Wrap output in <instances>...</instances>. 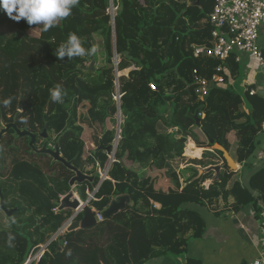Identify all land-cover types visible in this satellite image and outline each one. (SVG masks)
<instances>
[{"label": "trees", "instance_id": "1", "mask_svg": "<svg viewBox=\"0 0 264 264\" xmlns=\"http://www.w3.org/2000/svg\"><path fill=\"white\" fill-rule=\"evenodd\" d=\"M196 2L79 0L71 15L47 32L25 20L16 22L0 10V124L15 121L19 129L35 134L47 129L48 141L57 138L67 161L96 176L94 183L80 186L86 199V186L99 184L98 170L109 161L107 148L115 138L112 128L118 125L120 108L124 120L117 162L110 173L116 182L114 189L111 182H103L97 193L99 201L93 205L103 211L114 196L121 195H129L134 203L93 229L68 232L51 241L71 216L69 210H54L60 196L69 192L74 173L48 155L30 153L28 145L9 148L11 168L24 162L28 167L13 177L11 168L1 165L0 172H6L0 173V264H27L45 244L44 256L32 264H145L155 257L181 253L189 239L201 235L199 225L197 233L184 238L181 222L192 214L180 210L186 203L232 199L235 209L251 204L258 218L264 215L260 205V200L264 201V170L251 180L259 199L242 184L244 171L254 167L249 160L259 146L264 125V97L247 91L244 98L234 90L216 87L205 102L200 101L194 72L210 79L219 62L194 55L195 46L211 42L208 18L215 0ZM69 33H75L86 50H94L95 72L80 69L91 62L90 55L71 60L56 57V49ZM115 54L118 65L109 68L115 63ZM227 71L224 84L239 78L240 65L232 59ZM57 85L66 92L63 103L51 99L50 90ZM118 88L120 105L114 100ZM5 100H10L7 106ZM197 112L203 114L200 127L194 119ZM175 130L191 132L196 147L204 150L202 157L182 170L173 163V153L182 156L185 148L170 139V131ZM217 145L241 167L238 172L228 169L222 152L208 150ZM197 148L189 143L187 151L195 153ZM216 158L224 161V170L205 190L204 183L216 173L200 175L199 167L214 165ZM149 176L153 184L136 185ZM235 176L239 179L230 186ZM182 183L186 187L181 195H167L176 200L170 210L152 218L146 211L149 199L161 200L154 194L155 187L179 190ZM140 204L144 211L138 208ZM10 235L14 237L11 245Z\"/></svg>", "mask_w": 264, "mask_h": 264}, {"label": "crops", "instance_id": "2", "mask_svg": "<svg viewBox=\"0 0 264 264\" xmlns=\"http://www.w3.org/2000/svg\"><path fill=\"white\" fill-rule=\"evenodd\" d=\"M239 65L240 71L243 70L244 85L245 82H248L250 85H256V94L264 97V85H258L257 78L254 76V74L258 73H261L259 75L263 74L264 76V68L259 67L255 59L248 54L243 55L242 63ZM239 75L241 76L242 73L239 72ZM226 85H228L227 87L231 86L229 82L223 86ZM227 87L223 88L228 90ZM229 139L231 141L233 140L232 134L229 136ZM258 141L259 146H257L255 153L249 160L254 167L264 164V125L262 127V131L260 132ZM194 146L197 148L196 145ZM215 149L216 147L208 150L215 152ZM197 150L198 151L195 153L187 151L188 154L185 156L187 159L186 161H188L191 156L200 155V157H202L204 150L200 148H197ZM173 155L175 159L180 157L176 155V152L173 153ZM107 163L109 165V161ZM212 163H214V165L210 164L207 168L199 167V169L205 171L210 167L222 166V169L224 170L223 160L216 158L212 161ZM190 165L192 164H189V162L186 165L182 164L181 169H185ZM112 168L113 165H110V169L108 171L109 179L107 181L111 182L112 189H114L116 180L110 176ZM246 174L247 172H245L243 176H246ZM151 179L152 177L149 176L144 180H138L137 184H135L146 187V184L148 186L153 184V179L152 181ZM238 179L239 178L235 176L230 186H232ZM212 183L213 180L205 182L206 186L209 188ZM100 186H102V183H99L96 186L87 185L86 189L91 192V190L98 189ZM185 187L186 185L184 183H182L181 189L179 190L173 188L161 189V187H155L154 194L158 195L161 200L149 199L150 205L149 207H146V211L152 213V218H156L164 211H169L170 204L174 205L172 202H175L176 200L174 197L171 198V196L167 195L172 192L179 193V195H181L180 193ZM187 194L194 196L192 193ZM115 197L117 196H114L113 199ZM94 208L98 210L95 206ZM138 208L144 211L142 204H140ZM184 209L190 210L192 213H188V219L181 222L184 228V238L187 239L195 232L197 233L199 225L202 229V232L199 233L201 235L198 238L189 239L185 250L181 253L155 257L147 261L145 264H248L264 252V215L261 218H258L255 208L251 204H247L243 208L237 210L233 207L232 199L229 200V202H224L220 199L213 201L203 200L201 204L186 203L180 208V210ZM63 247L64 244H60L59 250H62Z\"/></svg>", "mask_w": 264, "mask_h": 264}, {"label": "built area", "instance_id": "3", "mask_svg": "<svg viewBox=\"0 0 264 264\" xmlns=\"http://www.w3.org/2000/svg\"><path fill=\"white\" fill-rule=\"evenodd\" d=\"M209 25L212 28L211 42L210 44L197 45L194 49V55L198 58H208L216 62H219L215 73L208 79L201 77L197 72H194L195 80L197 84L196 93L200 101L205 102L210 95L212 89L216 87H222L225 83L223 73L227 72L229 62L234 59L238 64L242 63L243 55H251L258 63L259 67L264 68V47L261 43L264 42V0H215V5L208 18ZM116 67L118 65L115 62ZM150 87L153 91H156V86L151 84ZM252 95L254 92H250ZM114 100L120 105L121 95L119 88ZM203 117V114H199ZM173 131H170V134ZM118 134H121L118 132ZM56 139L54 141L46 142V148L55 150ZM121 139V135L118 137L115 145L112 147L110 153H108L109 163L113 165L117 162L116 151ZM187 146L184 148L182 156H186ZM94 147V146H92ZM191 156V155H190ZM110 166L103 169L99 168L98 175L100 178L99 183H103L109 179L108 171ZM81 185H75L70 187L68 193L60 196L59 206L54 210L58 213L60 211V203L67 194H72L73 200H78L81 206L85 201H88V205L92 208L93 212L97 215L98 222L103 223L105 219L101 215V211L94 208V203L98 202L96 197L99 189L91 190L89 192L85 190L86 199H83L80 191ZM203 187L208 190L209 187L204 183ZM81 208L72 211L71 216L63 223L61 229L53 236L51 241H55L60 237H64L68 233L69 227L73 221L82 214ZM77 212V213H76ZM79 212V213H78ZM48 244L42 245L40 250L30 257L27 264H32L39 261L45 254ZM66 243H64V246ZM248 264H264V252L261 253L256 259Z\"/></svg>", "mask_w": 264, "mask_h": 264}, {"label": "water", "instance_id": "4", "mask_svg": "<svg viewBox=\"0 0 264 264\" xmlns=\"http://www.w3.org/2000/svg\"><path fill=\"white\" fill-rule=\"evenodd\" d=\"M200 2H201V0H197L196 5H200ZM112 7H113V4H112ZM112 17H113V24H114V12H112ZM90 57H91V62L89 64V66L80 67L81 70H83L85 72H95L96 71V60H95L93 54L90 55ZM115 62H117V55L116 54H115ZM113 67H116L115 63L109 65V68H113ZM245 85L247 86L248 92H254L255 94L257 93V86L256 85H250L248 82H245ZM19 106L21 108V104ZM120 117H121V110L119 108L118 132L121 133ZM194 119L196 121L197 126L200 127L201 123H200V118H199V112L196 113V115L194 116ZM2 125H3L2 129H0V140L2 139L4 134L8 133L11 129H13L18 137H29L30 138L31 141H30L29 146H30V148L33 149V151L35 153L48 155L49 157L52 158V160L54 162L62 164L68 170L72 171L74 173V176L72 177V179L69 182L70 187H74L75 185H78V184L81 185V184H84L86 182H89V183L95 182V178H96L95 175L90 176V175L83 173L81 170H79L77 167H75L72 162L67 161L63 157V155L61 154V149H60V146L58 143L56 144L55 150H52V149H49L46 147H44L41 150H38L34 146L36 139H37L36 135L30 133L27 130L19 129V127L16 123L15 124H2ZM46 133H47V130L45 129L42 137L47 136V140H48V134L46 135ZM119 136H120V134H118V137ZM170 139L176 144L186 145L189 140L193 141L196 144V138L194 137V135L191 132H182L181 130L173 131V133L170 134ZM211 143L213 144L214 142L211 141ZM216 149L223 153L224 160L226 161L227 167L231 172H238L240 170V166L235 163V161L232 159L229 152L225 148L217 145ZM111 150H112V147L107 148L108 153H110ZM222 170H223L222 166H216V167H210V168L206 169L205 171H203L202 169H199V172H200V175H202L205 172H207V173L211 172V171L215 172L216 177L213 179V181H215V179L219 178ZM262 170H264V164L253 167L251 169V171L248 172L246 174V176H244L243 181H242L243 187L246 190H248V192L256 199H259L260 194L258 192H256L251 187V180L257 173H259ZM72 197H73L72 194H67L65 196V198L60 203V211L69 210V211L74 212V211L81 208L80 213H82L81 214L82 217L77 218L75 216L76 219L73 221L72 225L69 227L68 232L71 233V232H74V231H77L80 229L90 230V229H93L94 227H96L99 224L98 218H97V215L93 212L92 208L88 205V201H85L83 203V205L81 206L80 201H78V200L71 201ZM133 205H134V203L132 202L131 197L129 195L117 196L114 199H112V201L110 202L109 206L106 209L101 211V215L105 220H108L111 217L116 216L120 212L125 211L128 206H133ZM260 205L262 208H264V201L263 200H260ZM1 207L3 208V201L1 202ZM7 214H8V216H11L12 211L8 212Z\"/></svg>", "mask_w": 264, "mask_h": 264}, {"label": "clouds", "instance_id": "5", "mask_svg": "<svg viewBox=\"0 0 264 264\" xmlns=\"http://www.w3.org/2000/svg\"><path fill=\"white\" fill-rule=\"evenodd\" d=\"M79 4V0H0V10L6 12L7 16L19 22L25 20L28 25H39L44 32L56 27L62 20L69 17L72 9ZM83 47L82 40L75 34L69 33L68 39L63 42L55 51L59 60L67 57L71 60L74 57L92 55ZM66 92L60 85L50 90L52 101L63 103ZM10 100H5L7 106ZM14 239L9 236V244Z\"/></svg>", "mask_w": 264, "mask_h": 264}, {"label": "rangeland", "instance_id": "6", "mask_svg": "<svg viewBox=\"0 0 264 264\" xmlns=\"http://www.w3.org/2000/svg\"><path fill=\"white\" fill-rule=\"evenodd\" d=\"M112 11L115 12V10H113V9H112ZM261 46L264 47V42L261 43ZM90 47H91V45H90ZM89 64L87 66H89ZM96 68H97V62H96ZM240 72L242 73V75L241 76L239 75V78L237 80L232 79V78L230 79V81H229V83L231 85L230 87H227L228 85L223 86V87H225V88L227 87L228 90H234L235 92H237V94L241 95L242 97H245L246 96V93H247V88H246V86L244 85V82H243V79H244L243 70H241ZM259 74H261V73L254 74V76L257 78L258 85L262 86V85H264V76H263V74L262 75H259ZM231 92H233V91H231ZM81 112H82V110H81ZM123 120H124V118L121 115L120 121L123 122ZM81 121H82V119H81ZM84 125H87L88 126L89 125V122H86ZM112 129L115 130V138H114L113 142L111 143V146L113 147L115 145V143H116V140H117L118 125H116L115 128H112ZM196 130H199V129H196ZM88 135L91 137L92 134L90 133ZM198 136H199V138L201 137V139L204 137L203 134H201V133L198 134ZM90 137H89V141H88L89 143H91V138ZM189 143H193L194 144V142H192L191 140H189L187 144H189ZM56 144L57 143L55 142V145ZM92 145H93V143H92ZM1 147H2V150L0 149V169H1V165H4V167H6L7 170H8V169L11 168L10 165H11V157H12V155L8 153V148H9L8 145H1ZM23 155H20V156H23ZM197 157H200V156H196V158ZM196 158L193 157V156H191V158L188 161H186L187 159H186L185 156H180V157L176 158L178 160L174 159L173 163H174V166L176 168H178L179 170H182L183 169V168L181 169V165L182 164L186 165L188 162H190V161H192L193 159H196ZM1 161H2V164H1ZM25 163H27V162L21 163L19 165L16 164L15 166H12V168L10 169L11 170L10 173L13 175V177H16V175H20V173H25L26 172L25 171L26 170L25 167L27 166V164H25ZM107 165H108V163L106 164V166ZM106 166L104 167L103 171L106 169ZM109 166H110V163L107 166V168ZM39 171H42V170H39ZM44 171H47V170H44ZM3 172H6V171H1L0 173H3ZM7 172H9V171H7ZM245 172L248 173L249 171H244V173ZM33 174H34V176L37 179H39L38 170H35L33 172ZM0 207H1V203H0Z\"/></svg>", "mask_w": 264, "mask_h": 264}, {"label": "flooded vegetation", "instance_id": "7", "mask_svg": "<svg viewBox=\"0 0 264 264\" xmlns=\"http://www.w3.org/2000/svg\"><path fill=\"white\" fill-rule=\"evenodd\" d=\"M22 110V106L20 108L19 106V111L21 112ZM16 122H11V123H2V124H15ZM0 124V129H2L3 125ZM17 124V123H16ZM23 130V129H21ZM47 130V129H46ZM45 131V129H44ZM43 131V132H44ZM30 132V131H29ZM43 132L41 133H33V132H30L34 135L37 136V139H36V142H35V147L38 149V150H41L43 149L45 146H46V142H47V136L46 137H42L43 136ZM47 135V133H46ZM30 138L29 137H18L17 134L15 133V131L13 129H11L8 133L4 134L2 139L0 140V146L1 145H11L9 146V148H16V149H19L21 146L23 145H28V148H29V152L30 153H34V154H37L33 151L32 148H30L29 144H30ZM4 143H7V144H4ZM8 148V149H9ZM41 155V154H40ZM44 155V154H42Z\"/></svg>", "mask_w": 264, "mask_h": 264}, {"label": "bare ground", "instance_id": "8", "mask_svg": "<svg viewBox=\"0 0 264 264\" xmlns=\"http://www.w3.org/2000/svg\"><path fill=\"white\" fill-rule=\"evenodd\" d=\"M193 142V141H192ZM195 144V143H194ZM196 145V144H195ZM197 146V145H196Z\"/></svg>", "mask_w": 264, "mask_h": 264}]
</instances>
